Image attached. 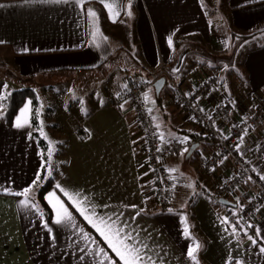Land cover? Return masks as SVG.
Segmentation results:
<instances>
[{"label": "crops", "instance_id": "1", "mask_svg": "<svg viewBox=\"0 0 264 264\" xmlns=\"http://www.w3.org/2000/svg\"><path fill=\"white\" fill-rule=\"evenodd\" d=\"M119 2L121 14L113 23L99 0H88L84 11L75 0L58 4L0 0V41H4L0 43V61L12 69L11 82L13 78L43 79L69 73L86 77L126 49L130 60L140 66L142 74L134 76L138 81L149 79L153 71L163 67L172 79H181L183 86L198 77L213 78L215 86L202 107L205 112H211L225 103L226 121L214 120L217 127L249 117L253 109L250 93L264 95V0H203L205 7L201 0H132L131 17L126 14L129 0ZM87 8L98 13L100 29L108 37L99 48L90 44L91 21L86 15ZM227 27L236 36H252L243 42L237 37L231 40ZM173 33L170 47L167 37ZM196 48L202 54L186 52ZM7 80L0 77V94L16 90ZM166 86L165 97L158 106L151 91L146 92L150 97L146 102L163 138L184 141L187 135L182 132L204 135L185 113L165 106L171 89L168 82ZM27 102L18 110L12 124L7 125L2 120L4 104L0 100V264H96L100 259L80 251L86 242L76 229L53 223L54 214L45 197L55 192L67 203L57 184L70 193H80V198L86 196L88 208L95 206L100 215L123 213L122 222L128 223V230L135 229L134 235L139 233V239L149 246V255L157 264L161 259L164 264H193L187 250L194 243L200 245L199 264H227L230 255L245 264H264V255L240 231L251 224L254 227L246 229L249 235H255V229L260 228L264 236V204L237 229L240 231L237 240L232 228L222 223L223 206L200 193L206 189L216 194L233 170V160L227 157L211 172L203 171V161L214 154L212 140L195 143L187 137L190 147L195 146L191 153L187 152L195 154L192 165H182L184 151L166 161L173 181L169 207L172 211L154 203L148 178L142 173L143 137L128 102L102 103L90 108L78 123L64 131L60 143L67 164L54 177L53 187L43 194L51 214L45 227L44 216L31 207L23 208L20 201L24 197L15 194L32 185L42 170L41 151L31 136L30 118L29 125L14 126ZM259 133V127L253 128L246 139L259 138ZM239 152L244 158H251L249 147L244 144L239 146ZM251 164L253 172L264 175V159L251 160ZM40 185L39 182L32 190L33 203ZM254 192L253 186L246 182L227 200L235 205ZM193 194L196 197L190 203ZM69 207L76 223L99 240L94 229ZM182 216H187L188 238L183 234ZM87 243L94 253L95 245ZM100 244L117 259L103 241Z\"/></svg>", "mask_w": 264, "mask_h": 264}, {"label": "built area", "instance_id": "2", "mask_svg": "<svg viewBox=\"0 0 264 264\" xmlns=\"http://www.w3.org/2000/svg\"><path fill=\"white\" fill-rule=\"evenodd\" d=\"M162 69V68H161ZM160 69V70H161ZM163 76L165 83L170 84L169 96L165 106L169 109L182 112L189 116L194 125L200 127L204 135L214 142V154L203 161V171L211 172L225 157L233 160V170L225 180V183L216 192L218 199L227 200L246 182L253 186L255 192L229 207L223 216L229 225L250 220L257 212L261 204H264V180L260 179L255 172L251 160L261 161L264 159V95L252 92L249 100L252 104V113L248 118L217 127L214 120L221 123L226 121V105L221 103L215 111L205 112L202 103L211 95L215 82L211 77H198L183 86L181 79H172L164 71L151 79L136 80L134 77H125L123 81L124 95L118 98L120 102H128L134 109L136 121L143 137V169L149 181L151 197L154 203L167 210L170 207L172 177L166 168V161L171 156L185 148H189V142L171 141L160 139L158 130L148 104L145 93L153 88L155 80ZM259 127L260 137L246 139L251 129ZM246 133V134H245ZM243 138L241 143L240 138ZM244 144L249 147L250 159L237 151V145ZM157 148L160 151H157ZM251 177V179H249ZM242 209V211H241ZM239 213V215H234Z\"/></svg>", "mask_w": 264, "mask_h": 264}, {"label": "snow or ice", "instance_id": "3", "mask_svg": "<svg viewBox=\"0 0 264 264\" xmlns=\"http://www.w3.org/2000/svg\"><path fill=\"white\" fill-rule=\"evenodd\" d=\"M41 3H66L68 0H39ZM88 0H75V3L81 7L82 11H84V4L87 3ZM99 2L103 5V7L107 10L109 18L112 20L113 23L117 21L120 16V9L122 5L120 4L119 0H99ZM202 7H205L203 4V0H201ZM2 7V5H0ZM132 0H129L127 5V12L126 14L131 17L132 16ZM86 15L91 21V41L90 44L94 45L95 47H101V42H106L108 40L107 36H104L102 33L100 26H99V15L98 13L92 9H86ZM173 33L172 35L167 37V43L171 47L173 44ZM238 39V37H237ZM0 43H4V41H0ZM4 89L7 88V85L3 86ZM145 99L149 100L150 97L147 93L144 94ZM7 98L6 95L0 94V100H5ZM31 100H29L24 108L21 109L20 115L17 116L15 120L14 126L16 128H23L29 125V118L31 114ZM151 111V109H149ZM0 113H2V107H0ZM38 115V112H37ZM159 127V125H157ZM41 134L43 135L42 127L40 129ZM246 134V133H245ZM160 139L163 140V134H161ZM188 138L185 137L184 141ZM241 143L243 142V138H240ZM182 141V142H184ZM51 145V142H49ZM54 149L50 146L48 149V156L47 160L44 162L42 167H45V171L47 172V176H44L43 179H47L52 174V155ZM157 151H160L157 148ZM237 151H239V145H237ZM188 149H184V153H187ZM184 153H181L183 155ZM227 157H225L226 159ZM223 161H221L222 163ZM255 171V169H253ZM175 171V170H173ZM42 177L38 174L36 178L33 180L32 185L25 188L22 192L15 193L16 195L24 197L23 200L20 201V205L27 209L29 207L35 209L41 217H43L44 213L40 210L39 206L32 202L31 193L34 187L39 185ZM251 179V177H249ZM261 180H264V175L260 176ZM191 186V185H190ZM57 189L62 193L63 197L66 198L67 203L64 199H61L60 196H57L55 192L49 193L48 196L45 197L48 204L50 205L54 219L53 223L56 225H70L73 229H76L78 233L82 234L81 239H83L85 243V247L81 248V252L87 251V254H94L100 259L96 262V264H117V259L119 264H157V261L153 259L149 252V246L146 243H143L139 239V233L137 232L135 235V229L128 230L129 225L126 221L121 220L123 213H113L111 215H100L97 213L95 206H92L91 209L87 206L88 198L85 196L80 198V193H70L67 190L63 189L59 184L56 185ZM8 191V189H5ZM74 208L76 212L79 213L81 217H83L84 221L87 222L88 225L94 229L95 233L98 234L99 240H97L91 233L85 231L83 227H80L75 220L73 212L70 210V207ZM104 207H107L105 205ZM135 207V206H132ZM171 212L172 209H169ZM242 211V209H241ZM139 213H137L138 215ZM234 215H239V213H234ZM181 221L184 224L183 234L186 238L190 236L189 226L187 224V216H182ZM222 223H229L227 219H224ZM45 227L48 226L47 220L44 221ZM239 225V220L232 225V234L236 236L237 240H239L240 231H243V234L247 236V239L251 242L253 247L258 248V252L261 255H264V236H261V229H255V235H249L247 232V228L254 227L251 224L245 225L240 231L237 230V226ZM51 232V229H48ZM100 241H103L104 244L107 245V249H110L112 253H114L117 259H113V257L109 254L105 247H102ZM95 245V252L93 253V249L88 247V243ZM200 248L199 243H194L190 246L187 250V256L193 262V264H199L197 259V253ZM81 260L84 259L83 256L80 257ZM160 264H164L163 260H160ZM227 264H245V261L242 259H235L231 255L228 257Z\"/></svg>", "mask_w": 264, "mask_h": 264}, {"label": "rangeland", "instance_id": "4", "mask_svg": "<svg viewBox=\"0 0 264 264\" xmlns=\"http://www.w3.org/2000/svg\"><path fill=\"white\" fill-rule=\"evenodd\" d=\"M186 52L195 54L201 51L196 48L191 50L187 49ZM206 57L209 56L206 54ZM222 59L229 61L228 58L223 57ZM237 60L238 57L235 58L236 63ZM196 61H198V58H196ZM108 62L109 63L105 64L101 70L88 73L86 77L81 76V74L77 76L69 73L67 75L58 74L52 77H43V79H36L34 77L29 79H18L16 77L17 79L13 78L11 82L9 74L12 73V69L10 70L8 66L3 65L4 63L0 61V77L8 79L7 82L11 87H14L13 89L30 87L38 95L36 113L38 112L37 119L39 127L36 131L47 141L48 147L51 146L54 149L53 153L58 151V157L52 159L51 164L53 161L58 163L59 160H64L63 143H60L62 142L64 131L78 123L88 109L101 105L102 103H109V99L111 98L114 99L116 97L117 100L118 98H123L124 87L122 84L125 77L130 78L134 77L135 74L141 73L137 61L130 60L126 49H121L120 52H117L115 57ZM134 71H137V73H134ZM162 71L169 75L167 69L163 67L157 72L153 71L148 78L152 76L156 77L160 72L162 73ZM160 78L164 77L160 76L156 80ZM166 90L167 86L165 84L159 93L161 99L165 97ZM150 93L154 96L153 90ZM186 118L193 124L187 114ZM41 127L43 135L40 131ZM49 142H51V145ZM188 154L189 153H185L183 157L182 165L184 167L187 165L191 166V161L195 156V154ZM194 176L196 178V173Z\"/></svg>", "mask_w": 264, "mask_h": 264}, {"label": "trees", "instance_id": "5", "mask_svg": "<svg viewBox=\"0 0 264 264\" xmlns=\"http://www.w3.org/2000/svg\"><path fill=\"white\" fill-rule=\"evenodd\" d=\"M227 34L230 37L231 40H233L234 38L238 37L240 42L246 41L247 39H249L252 35H244V36H236L237 34L234 33V31H232V29L230 27H227ZM169 76V75H168ZM171 77V76H170ZM38 79V78H36ZM166 84V83H165ZM153 90V88L151 89V91ZM7 98L5 100H3V104H4V109H3V116H2V120L4 121L5 124L7 125H11L18 110L21 108V106L31 100V116H30V124H31V128H32V132H31V136L35 139L36 143L41 151V158H42V165H44V162L47 160V156H48V143L47 141L42 138L39 133L36 131V129H38V115L36 113V109H37V104H38V95L37 93L30 87H26V88H21V89H16L13 90L12 92H10L9 94H6ZM154 100H155V104L161 105L162 103V99L160 97V95L156 96L154 94L153 96ZM109 103H120L119 100L116 99V97L114 99H109ZM79 131V130H78ZM185 135H187L188 138L192 139L195 143L198 142V140H203V139H209L211 140L208 136L206 137L205 135L202 136H198L200 134L194 135V134H190L187 132H182ZM204 133V132H203ZM82 138H84L85 136L82 135ZM213 142V141H212ZM214 144V142H213ZM190 148V146H189ZM57 152L55 151L53 153L52 159H56L57 156ZM64 153V150H63ZM60 159V158H59ZM66 160H59L58 163H55L53 161L52 163V174L50 177H48L47 179H43L44 176H47V172L45 171V167H42L40 176L42 177L40 183V187L37 190L36 194H35V203L39 206L40 210L44 213V218L45 220L49 221L51 217L50 211L47 207V205L44 203L43 201V194L47 191L48 188L53 187V183H54V177L56 175L61 174L65 167H66ZM43 180V181H42ZM197 193V192H196ZM195 193V194H196ZM200 193L202 195H204L209 201L219 204L218 203V198L216 196V194L206 190V189H201ZM195 194H193L191 196L190 203H192L195 199ZM220 206H223V208L225 209L224 211H226L229 206H224L219 204ZM233 208V207H232ZM243 222H239V225L237 226V229L239 230L241 228V224Z\"/></svg>", "mask_w": 264, "mask_h": 264}, {"label": "water", "instance_id": "6", "mask_svg": "<svg viewBox=\"0 0 264 264\" xmlns=\"http://www.w3.org/2000/svg\"><path fill=\"white\" fill-rule=\"evenodd\" d=\"M164 85H165V79L164 78H160V79H158V80H156L154 82L153 91H154V94L156 96L159 95V93L161 92V90L164 87ZM193 149H195V146H191L188 149V152L191 153L193 151ZM218 203L221 204V205H224V206L234 207V205L232 203H230V202H228L227 200H224V199H219Z\"/></svg>", "mask_w": 264, "mask_h": 264}]
</instances>
